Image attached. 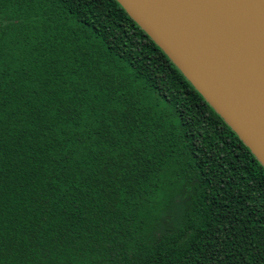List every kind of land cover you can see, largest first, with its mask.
Returning a JSON list of instances; mask_svg holds the SVG:
<instances>
[{
	"label": "trees",
	"instance_id": "16d2710c",
	"mask_svg": "<svg viewBox=\"0 0 264 264\" xmlns=\"http://www.w3.org/2000/svg\"><path fill=\"white\" fill-rule=\"evenodd\" d=\"M0 264H264V168L115 0H0Z\"/></svg>",
	"mask_w": 264,
	"mask_h": 264
},
{
	"label": "water",
	"instance_id": "95a60500",
	"mask_svg": "<svg viewBox=\"0 0 264 264\" xmlns=\"http://www.w3.org/2000/svg\"><path fill=\"white\" fill-rule=\"evenodd\" d=\"M264 168V0H115Z\"/></svg>",
	"mask_w": 264,
	"mask_h": 264
}]
</instances>
